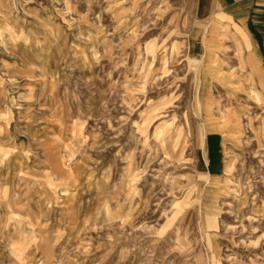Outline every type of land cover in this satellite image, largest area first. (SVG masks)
I'll return each instance as SVG.
<instances>
[{
  "label": "rangeland",
  "instance_id": "obj_1",
  "mask_svg": "<svg viewBox=\"0 0 264 264\" xmlns=\"http://www.w3.org/2000/svg\"><path fill=\"white\" fill-rule=\"evenodd\" d=\"M195 5L0 0V264H264V35Z\"/></svg>",
  "mask_w": 264,
  "mask_h": 264
},
{
  "label": "crops",
  "instance_id": "obj_2",
  "mask_svg": "<svg viewBox=\"0 0 264 264\" xmlns=\"http://www.w3.org/2000/svg\"><path fill=\"white\" fill-rule=\"evenodd\" d=\"M195 2V18L199 22L208 20L213 14L223 13L249 33L251 29L260 38L264 35V0H195Z\"/></svg>",
  "mask_w": 264,
  "mask_h": 264
}]
</instances>
